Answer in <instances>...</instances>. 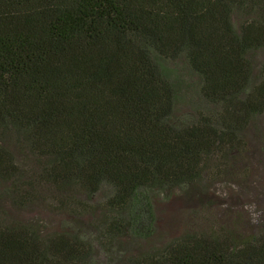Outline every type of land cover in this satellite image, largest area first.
Segmentation results:
<instances>
[{
	"label": "trees",
	"instance_id": "trees-1",
	"mask_svg": "<svg viewBox=\"0 0 264 264\" xmlns=\"http://www.w3.org/2000/svg\"><path fill=\"white\" fill-rule=\"evenodd\" d=\"M260 51L264 0H0V264H264V222L138 246L154 192L208 206L246 153ZM180 59L214 109L174 117ZM38 205L63 218L19 216Z\"/></svg>",
	"mask_w": 264,
	"mask_h": 264
},
{
	"label": "rangeland",
	"instance_id": "rangeland-1",
	"mask_svg": "<svg viewBox=\"0 0 264 264\" xmlns=\"http://www.w3.org/2000/svg\"><path fill=\"white\" fill-rule=\"evenodd\" d=\"M262 60L264 51L258 52L253 59L258 66ZM164 66L174 87V117L182 114L194 116L199 111L214 109L199 91L200 76L184 59L165 62ZM263 126L264 114L247 128L249 145L242 158L231 162L225 173L222 171L220 180L208 182L209 188L204 195L208 206L204 202L196 203L195 193L190 199L177 193L168 200L160 192H154L158 216L156 231L151 238L139 242L138 246L143 249L159 247L184 230H199L212 225H224L239 233L253 232L258 228L264 222V145L259 134ZM105 192L102 191L97 199L102 198ZM18 213L20 217L33 215V218L42 219L47 227L55 226L60 216L63 218V215L49 211L42 205L29 212Z\"/></svg>",
	"mask_w": 264,
	"mask_h": 264
}]
</instances>
